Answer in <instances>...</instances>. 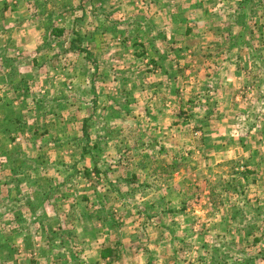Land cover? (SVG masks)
<instances>
[{
	"label": "rangeland",
	"instance_id": "obj_1",
	"mask_svg": "<svg viewBox=\"0 0 264 264\" xmlns=\"http://www.w3.org/2000/svg\"><path fill=\"white\" fill-rule=\"evenodd\" d=\"M0 264H264V0H0Z\"/></svg>",
	"mask_w": 264,
	"mask_h": 264
}]
</instances>
